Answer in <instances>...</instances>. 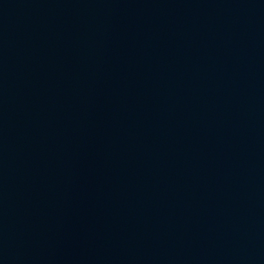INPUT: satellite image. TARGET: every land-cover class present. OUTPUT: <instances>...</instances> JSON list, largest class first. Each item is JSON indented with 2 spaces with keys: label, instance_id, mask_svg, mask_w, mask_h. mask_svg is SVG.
Returning a JSON list of instances; mask_svg holds the SVG:
<instances>
[{
  "label": "water",
  "instance_id": "95a60500",
  "mask_svg": "<svg viewBox=\"0 0 264 264\" xmlns=\"http://www.w3.org/2000/svg\"><path fill=\"white\" fill-rule=\"evenodd\" d=\"M0 264H264V0H0Z\"/></svg>",
  "mask_w": 264,
  "mask_h": 264
}]
</instances>
